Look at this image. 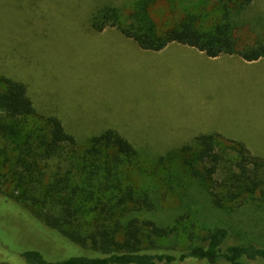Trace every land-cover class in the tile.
<instances>
[{"label":"rangeland","instance_id":"374dc122","mask_svg":"<svg viewBox=\"0 0 264 264\" xmlns=\"http://www.w3.org/2000/svg\"><path fill=\"white\" fill-rule=\"evenodd\" d=\"M133 2L0 0V75L28 86L36 107L58 113L81 142L104 129L130 141L139 156L123 181L155 195L158 209L147 217L157 224L200 236L224 227L229 245L264 247V198L218 210L186 178L163 184L178 166L169 172L158 163L168 150L214 133L264 158V61L252 66L189 49L144 51L114 29L100 35L87 30L95 4L110 3L128 14ZM188 14L199 18L201 29L221 15L215 0H158L150 10L159 33ZM239 16L238 39L264 42V0H254ZM222 176L220 171L216 178ZM0 242L48 261L93 256L36 230L16 209H0ZM164 245L185 249L191 243L180 234Z\"/></svg>","mask_w":264,"mask_h":264},{"label":"trees","instance_id":"16d2710c","mask_svg":"<svg viewBox=\"0 0 264 264\" xmlns=\"http://www.w3.org/2000/svg\"><path fill=\"white\" fill-rule=\"evenodd\" d=\"M157 1L134 0L128 14L97 3L87 30L100 35L114 29L144 51L159 52L176 43L209 58L264 59V42L243 43L237 36L239 14L254 0H215L221 15L210 29H201L199 18L188 14L163 33L150 15ZM29 91L0 75V209H16L36 230L93 256L48 261L37 251L12 252L0 242V264H264V247L229 245L227 228L200 236L148 218L158 209L155 195L123 181V172L139 156L133 144L114 129L81 142L58 113L36 107ZM158 163L168 171L178 166L163 184L186 178L218 210L264 198V158L217 133L168 150ZM220 171L224 176L218 179ZM180 234L190 246L164 245Z\"/></svg>","mask_w":264,"mask_h":264},{"label":"crops","instance_id":"0c3cea01","mask_svg":"<svg viewBox=\"0 0 264 264\" xmlns=\"http://www.w3.org/2000/svg\"><path fill=\"white\" fill-rule=\"evenodd\" d=\"M180 49H189L190 51H195L200 56H206L204 53L199 52L198 50H196L194 48H191V47H188V46H185V45L176 44V43H172V44L168 45L165 49H163V51H166V52L169 51L171 53V52H174V51H179ZM224 56H228L229 58H231V57H237V58H239L238 60L240 61V63L250 64L252 66L253 65H258V64H260L261 62L264 61V59H260L258 61L247 62V61H244L243 59H241L239 56H236V55H223V56H220V57H217V58H211V59H214L215 61H218V60L223 59L222 57H224Z\"/></svg>","mask_w":264,"mask_h":264}]
</instances>
